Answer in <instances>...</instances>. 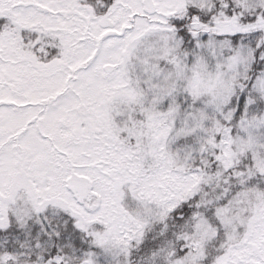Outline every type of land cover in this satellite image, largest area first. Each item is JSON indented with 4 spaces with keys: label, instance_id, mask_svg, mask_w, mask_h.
Returning <instances> with one entry per match:
<instances>
[{
    "label": "snow or ice",
    "instance_id": "snow-or-ice-1",
    "mask_svg": "<svg viewBox=\"0 0 264 264\" xmlns=\"http://www.w3.org/2000/svg\"><path fill=\"white\" fill-rule=\"evenodd\" d=\"M0 264H264V0H0Z\"/></svg>",
    "mask_w": 264,
    "mask_h": 264
}]
</instances>
